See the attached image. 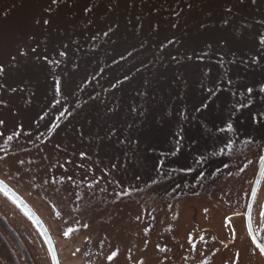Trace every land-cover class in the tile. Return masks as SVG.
Wrapping results in <instances>:
<instances>
[{
    "label": "trees",
    "instance_id": "1",
    "mask_svg": "<svg viewBox=\"0 0 264 264\" xmlns=\"http://www.w3.org/2000/svg\"><path fill=\"white\" fill-rule=\"evenodd\" d=\"M108 1L77 0L67 8L69 3L51 6L47 15L38 18L55 19L49 25L33 26L43 34L33 33L28 39V30H21L10 52L26 54L23 59L15 58L18 63H27L30 53L39 64H46L44 79L50 84L40 102H54L57 94L66 100L78 96L69 113L80 106L86 113L90 110L83 124L95 129L90 133L94 139L111 135L119 137L120 144L130 145L136 140L148 158L164 151L163 145L176 152L178 160L164 163L144 158L147 167L154 164L153 172L160 173L149 175L148 181L144 175L142 182L136 179L135 162L116 164L114 173L101 171L87 154L77 149L67 154L59 142L29 136L3 121L0 162H14L13 172L29 176L46 190L44 197H52L58 208L77 214L95 216L113 208L121 210L130 201L156 204L153 208L160 209L192 196L214 200L218 185L226 181L239 157L252 150L264 151V0H134L132 5L112 1L114 6H104ZM17 7L0 6V14L15 15ZM85 7L90 11L85 12ZM74 14L83 17L67 19ZM230 15L244 18L241 24L225 23L228 32L237 34H204ZM109 28L112 32L105 36ZM81 30L88 33L77 34ZM168 40L174 42L168 44ZM161 43L166 47L161 48ZM9 56L7 65L13 66V56ZM57 81L61 82L59 91ZM159 100L173 105L181 101L192 109L183 118L171 111L157 117ZM220 110L222 118L216 116ZM231 116L244 120L230 121ZM223 125L236 131L229 134ZM148 131L155 135L146 140L142 136ZM210 138L215 141L206 145ZM1 197L33 238L40 240L21 212ZM4 213L0 208L2 247L5 236L12 233L9 228L4 231L8 221Z\"/></svg>",
    "mask_w": 264,
    "mask_h": 264
},
{
    "label": "rangeland",
    "instance_id": "2",
    "mask_svg": "<svg viewBox=\"0 0 264 264\" xmlns=\"http://www.w3.org/2000/svg\"><path fill=\"white\" fill-rule=\"evenodd\" d=\"M76 1L58 0V3L52 4L51 0H0V6H18L15 15L13 12H10V15L0 14V23L6 22V25L0 26V66L3 67L0 72V121H9L13 129H19L29 136L38 139L50 138L51 142L56 144L59 142L67 154L73 155L72 151L77 149L87 154L85 157L91 162H97L99 165H95L101 171L114 173L112 167L116 164L121 165L125 160L135 162L136 179L144 182V175H148V181L151 179L149 175H158L160 171L153 172L156 166L151 164L147 167V163H143L144 158L147 162L156 158L157 162H176V152L171 153V150L167 151L165 146L160 145L164 151L148 158L138 149L139 142L136 140L132 139L130 145L125 142L120 144L121 139L111 135L107 138L104 136L105 141L102 137H99V140L94 139L90 133L95 129L90 130L87 124H83L84 117L90 110L86 113V108L80 106L74 113H69L72 107L75 108L78 96L74 95L72 99L66 100L64 96L57 94V100L54 102H40L44 99L40 96L50 84L44 79L46 64H39L38 59L29 53L27 63H18L20 60L13 59L14 65H7L10 63V58L7 62L9 55L17 59L24 57L18 50L10 52L12 40L17 34H21V30H28V39L37 32L41 36L44 31L33 27L36 20H41L42 23L43 19H55L38 18L47 15L45 9L59 4L66 6L65 3H69L67 8L73 6ZM112 1L132 5L134 0H111L104 6H114ZM261 5L263 4L255 3L253 6ZM66 17L80 19L83 16L74 14ZM19 20L23 23L15 24ZM243 20L239 15L234 19L232 15L225 16L221 19V25L204 34L207 37L217 35V32L237 34L228 32L225 23L232 21L241 24ZM84 33L88 32L81 30L77 34ZM39 75L43 78L38 79ZM174 104L159 100L155 114L157 117H163L168 116L171 111L175 117L183 118L182 116L189 115L192 109V106L188 107V104L181 101ZM197 111L196 105L195 112ZM223 115L220 110L216 116L222 118ZM230 119L243 121L244 117L231 116ZM138 120L141 121V118ZM179 123L180 121L178 125ZM223 126L229 134L236 131L228 129L227 125ZM47 132L48 136L45 134ZM153 134L155 135V131H148L142 137L148 140L153 138ZM162 140L164 142V139ZM214 141L212 138L207 139L206 145ZM260 154V151L252 150L251 153L239 157L226 181L218 185L214 200L192 196L193 198L181 199L178 203L165 205L160 209L153 208L157 207L156 204L151 207L143 202L130 201L121 210L113 208L111 212H101L95 216L58 208L52 197H44L46 190L35 184L29 176L11 170V164L14 162H0V179L25 198L45 222L61 264H264V258L250 241L244 223L238 217L232 216L233 213L243 211L245 207L246 197L260 162ZM130 178L132 179L131 174ZM222 193L224 194L220 199ZM0 208H4V215L8 220L4 231L7 228L12 231L5 236L3 247L0 245V263L48 264L45 250L38 238H33L30 229L17 220L18 215L1 196ZM227 218L232 222L234 237ZM252 225L257 237L264 244V174L253 203ZM228 240L232 241L228 245L220 243ZM113 252L116 255L109 260L108 256Z\"/></svg>",
    "mask_w": 264,
    "mask_h": 264
},
{
    "label": "water",
    "instance_id": "3",
    "mask_svg": "<svg viewBox=\"0 0 264 264\" xmlns=\"http://www.w3.org/2000/svg\"><path fill=\"white\" fill-rule=\"evenodd\" d=\"M263 173H264V160H261L247 202L245 219H246V228L250 236V239L264 257V253H262L261 251V249L264 247L257 240L251 225L252 205ZM0 182H2L0 183V193H2L7 199H9L23 213V215L30 221V223L38 232L47 250L50 263L59 264L54 243L42 219L38 216V214L34 211V209L13 188H11L2 179H0Z\"/></svg>",
    "mask_w": 264,
    "mask_h": 264
},
{
    "label": "snow or ice",
    "instance_id": "4",
    "mask_svg": "<svg viewBox=\"0 0 264 264\" xmlns=\"http://www.w3.org/2000/svg\"><path fill=\"white\" fill-rule=\"evenodd\" d=\"M51 3H52V4H56V3H58V0H51ZM49 10H50V9H45V11H49ZM83 10H84L85 12L90 11V9H89L88 7H85ZM36 23H37V24L41 23V20H36ZM42 23H43L44 25H49V24H50V20H48V19H43V20H42ZM110 32H112V28H109L106 32H104V35H105V36H108ZM173 42H174L173 40H168V41H167L168 44H172ZM160 47H161V48H164V47H166V45H165L164 43H161ZM32 51L35 52L36 49L33 48ZM21 55H24V53L21 52ZM60 55L63 56V55H65V53H64V52H61ZM13 59H15V57H13ZM121 59H123V57H121ZM2 71H3V67H0V72H2ZM125 79H127V77H125ZM114 86H115V85H113V87H114ZM57 91H59V81H57ZM249 91H251V89H249ZM0 123H3V121H0ZM8 139L11 140L12 137H8ZM260 159H261V160H264V157H261ZM0 183H2V182H0ZM84 227H87V225H84ZM69 231H71V229H69ZM67 234H68V233L66 232L65 235H67ZM261 251H262V253H264V248H262ZM115 255H116V253L113 252L110 256H108V259L111 260ZM237 255H238V254H237Z\"/></svg>",
    "mask_w": 264,
    "mask_h": 264
},
{
    "label": "flooded vegetation",
    "instance_id": "5",
    "mask_svg": "<svg viewBox=\"0 0 264 264\" xmlns=\"http://www.w3.org/2000/svg\"><path fill=\"white\" fill-rule=\"evenodd\" d=\"M232 214V213H231ZM235 217H238V219H241L242 222H244V226H245V210L237 212V213H233ZM231 241H225L223 242L224 245H228ZM61 264V263H60Z\"/></svg>",
    "mask_w": 264,
    "mask_h": 264
}]
</instances>
